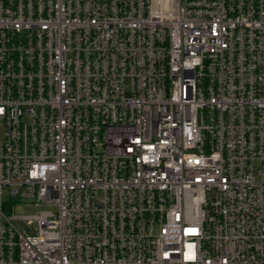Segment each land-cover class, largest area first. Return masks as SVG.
Wrapping results in <instances>:
<instances>
[{"label":"built area","instance_id":"2783aa9c","mask_svg":"<svg viewBox=\"0 0 264 264\" xmlns=\"http://www.w3.org/2000/svg\"><path fill=\"white\" fill-rule=\"evenodd\" d=\"M0 122V264H264V0H0Z\"/></svg>","mask_w":264,"mask_h":264},{"label":"rangeland","instance_id":"374dc122","mask_svg":"<svg viewBox=\"0 0 264 264\" xmlns=\"http://www.w3.org/2000/svg\"><path fill=\"white\" fill-rule=\"evenodd\" d=\"M2 124L0 122V130H1ZM38 208L32 207V206H16L15 211L17 214H22V215H30L34 212H36Z\"/></svg>","mask_w":264,"mask_h":264}]
</instances>
